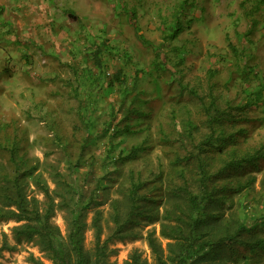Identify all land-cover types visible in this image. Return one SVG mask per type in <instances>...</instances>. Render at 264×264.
<instances>
[{
  "label": "rangeland",
  "instance_id": "374dc122",
  "mask_svg": "<svg viewBox=\"0 0 264 264\" xmlns=\"http://www.w3.org/2000/svg\"><path fill=\"white\" fill-rule=\"evenodd\" d=\"M183 1L0 0L8 6H0V165L7 159L3 147L13 142L18 156L38 167L35 176L51 192L59 190L54 174L72 180L74 167L86 202L100 180L101 205L85 213V247L90 251L95 244V212H101L104 240L116 229L113 205L121 215L128 210L130 175L142 173L143 180L150 182L141 194L148 196L145 207L153 213L132 222L126 240L110 243L113 264H124L133 253L147 264H157L150 238L165 257L169 255L172 240L163 234V224L173 223L163 219L166 193L171 192V182L178 183L179 158L194 151L197 139L206 133L196 136L195 143L186 129L188 121L196 125L205 120L202 102L194 96L208 101L209 82L218 87L215 96L229 117L225 134H237L239 151L264 154V26L251 27L249 21L253 14L264 20V11L256 9L261 3L264 10V0H189L182 9ZM14 2L18 5L12 7ZM126 12L146 39L164 45V66L151 48L138 41ZM177 20L182 33L168 40L170 26ZM229 43L242 55L239 59ZM93 45L102 46L100 66L93 60ZM237 63L245 73L244 67L251 65L250 86L242 80L243 72L233 70ZM174 69L187 85L182 93L176 86L180 78L174 81L172 76ZM252 89L260 90L261 98L248 107L244 96ZM82 100L94 110L88 116L91 127L83 119L86 110L80 111ZM133 111L141 116L134 117ZM125 125H131V133L124 132ZM220 144L214 140L207 148L217 168L235 149L227 143L219 151ZM138 146L143 149L140 157L123 161ZM233 179L254 182L249 191L230 195L226 220L244 223L248 241L264 238V160L241 169ZM25 183L28 197L44 209L46 196L35 179L27 178ZM53 197L51 222L66 239L68 215L58 207L60 198ZM21 224L0 221V246L6 242L11 249L1 253L0 264H53L37 240L15 239L13 230ZM239 253L253 264H264L262 251L251 255L239 248Z\"/></svg>",
  "mask_w": 264,
  "mask_h": 264
},
{
  "label": "trees",
  "instance_id": "16d2710c",
  "mask_svg": "<svg viewBox=\"0 0 264 264\" xmlns=\"http://www.w3.org/2000/svg\"><path fill=\"white\" fill-rule=\"evenodd\" d=\"M188 4L189 0H184L181 8L185 9ZM260 7H262L261 3L256 9L259 10ZM254 12H251V14ZM126 14L129 17L131 16L128 12ZM249 18V21L252 19L251 27L258 24L264 26V22H262L264 20L257 19L255 14ZM130 21L134 25L138 41L151 48L164 66L166 61L162 53L165 48L164 45H155L146 39L136 25L135 18L130 17ZM170 32L171 34L167 35L168 40L173 41L179 37L182 33L180 20L173 22L170 26ZM229 46L230 50L239 59V56L242 55L238 53L232 44ZM93 47V60L100 66L99 57L103 52L102 46L93 45ZM239 67L237 63L233 70L236 73L243 72L242 80L250 86L251 75L248 72L252 70L251 65L248 64L244 67L246 73ZM213 74L214 72L211 73L212 76L215 75ZM172 76L174 81L177 77L180 78L181 81L178 83L180 85L176 84V86L181 90V93L187 89V85H183V75L179 71L174 69ZM118 83L125 87L122 79ZM108 86H110V83ZM228 86L226 85V89ZM253 90L244 96L245 106L251 107L250 105L256 104L260 100V90L255 92ZM253 92L256 96L252 95ZM76 93L78 92H74L73 96L75 95L76 99H80ZM215 93H218V87L211 81L208 85V94H210L208 95V101L198 95L194 96L202 102L201 108L205 120L196 125H193L191 121L187 122L188 127L186 130L192 135L191 138H195V143L199 141L195 144L194 151H190L184 157L179 158L180 160L177 163L180 165L178 183L176 181L171 182L169 184L171 192L166 193L167 207L163 219L173 223L163 224V234L172 240L168 245L169 255L165 257L154 240L150 238V247L156 256L157 264H253L251 258L239 253V248L246 249L251 255H255L257 251L264 252V238L253 242L246 240L247 227L244 223L232 222L230 218L226 220L225 209L231 194H242L249 191L254 182V179H250L242 184L239 180L233 179L234 176L240 174L241 169L246 166L256 165L264 160V154L261 151H256L253 154L239 151L241 145L237 134H225L223 128L229 117L226 116L227 113L224 116L226 109L221 108V104L218 102L219 98L215 96ZM81 105L83 107L80 108V111L86 110L83 119H86V124L91 127L93 121L88 116H92L94 110L91 106L88 107L90 103L84 100H82ZM132 114L134 117L141 116L137 111H133ZM125 126L123 128L124 132L126 134L131 133V125ZM202 131L206 133L196 141V136ZM214 140L216 142L221 141L219 151H224L227 143L235 148L229 159L220 162L223 164L218 168L216 167V159L213 160L207 155V148ZM3 150L7 153V159L4 164L0 165V221L15 220L22 223L13 230L15 239L18 241L37 240L41 249L46 252L53 264H113L109 260L111 253H113L110 243L114 240H126V228L137 219H143L153 213V210H147L145 207L150 202L148 196L141 194L150 182L143 180L142 173H132L129 177L130 185L126 195L128 210L125 215H121L117 204L113 205L115 209L113 221L116 229L111 236L104 240L102 236L103 227L100 223L101 212H95L92 220V227L95 231V244L93 250L90 251L85 247L87 229L85 213L101 205L97 199V192L101 189L100 180L96 183L92 197L86 202L83 200L81 189L76 178H74L76 173V167H74L70 176L72 180L63 173L56 172L54 174L55 183L61 191L51 192L41 178L35 176L38 167L28 165L29 161L27 159L18 156V151L13 142L7 147H3ZM142 150V146L132 147L130 152L124 156L123 161L138 159ZM27 178L35 179L36 186L45 194L46 206L44 209H41L37 199L28 197L25 183ZM160 178H162V173ZM53 194L60 198L58 207L64 208L68 215V235L66 239L62 237L60 229L51 222L55 207ZM261 224L264 226V218ZM5 250H11L6 242L0 246V256ZM35 264L43 263L36 261ZM124 264L147 263L141 259L140 254L133 253Z\"/></svg>",
  "mask_w": 264,
  "mask_h": 264
},
{
  "label": "crops",
  "instance_id": "0c3cea01",
  "mask_svg": "<svg viewBox=\"0 0 264 264\" xmlns=\"http://www.w3.org/2000/svg\"><path fill=\"white\" fill-rule=\"evenodd\" d=\"M5 6V7H8L7 6V3H4V2H0V6ZM10 5H12V7H15V6H17L18 4H17V2H14L13 4L11 3ZM259 10H261V11H264L263 9H262V7H260V9ZM262 22H264V21H262ZM259 25V24H258ZM36 34V33H35Z\"/></svg>",
  "mask_w": 264,
  "mask_h": 264
}]
</instances>
